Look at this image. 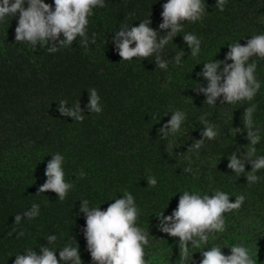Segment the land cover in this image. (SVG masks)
Wrapping results in <instances>:
<instances>
[{"label": "trees", "instance_id": "obj_1", "mask_svg": "<svg viewBox=\"0 0 264 264\" xmlns=\"http://www.w3.org/2000/svg\"><path fill=\"white\" fill-rule=\"evenodd\" d=\"M44 2L54 10V0ZM166 2L105 0L106 6L95 8L89 17L88 45L77 37L54 53L48 45L16 43L19 13L0 22V264H14L15 256L27 249L39 255L41 246L59 250L76 242L82 264H93L80 201L106 210L125 191L134 196L140 213L136 226L148 233L147 264H200L201 251L219 245L227 256L237 244L251 250L256 264H264V169L256 173L259 182L249 185L250 163L240 176L227 166L233 152L243 155L248 150L242 116L251 104L256 105L253 120L261 136L256 156H264V59L249 61L257 63L255 75L261 83L251 102L221 105V97L213 107L194 90L207 85L197 75L204 63L224 61L228 45L239 41L244 46L253 35L264 34V0H227L223 11L216 7L217 0H203L207 11L202 20L182 22V30L158 53L169 61L166 69L155 64L157 54L121 61L115 33L150 19L149 26L166 35L169 30L159 29ZM186 33L201 40L196 57L183 40ZM59 39H64L62 34ZM181 51L184 56L177 65L173 58ZM91 88L100 96V114L87 109ZM61 101H67V107L80 102L83 121L62 116ZM176 110L186 113L180 131L161 136L159 129ZM201 117L215 125L219 135L205 139L199 150H189L202 139ZM57 152L65 157V181L74 184L64 201L51 191L37 194L47 179V163ZM189 167L192 171L185 172ZM150 176L157 180L155 186L148 185ZM217 190L228 193L230 202L244 195L245 203L224 214L223 233L210 234L207 244L190 250L192 260L181 261L178 238L159 231L158 217L162 212L170 216L184 191L212 195ZM33 203L40 206L39 215L16 224L15 215ZM20 232L24 235L18 238ZM48 235L57 240L48 244ZM56 255L59 259V251Z\"/></svg>", "mask_w": 264, "mask_h": 264}, {"label": "clouds", "instance_id": "obj_2", "mask_svg": "<svg viewBox=\"0 0 264 264\" xmlns=\"http://www.w3.org/2000/svg\"><path fill=\"white\" fill-rule=\"evenodd\" d=\"M226 3L227 0H217L216 7L223 11ZM105 6V0H54L53 10L44 0H0V22L19 13L18 26L15 29L16 43L31 44L33 47L48 45V51L54 53L61 46H71L77 37L80 38L79 43L86 47L89 43L87 36L89 17L94 14L95 8ZM162 8L163 23L159 25V29L169 30L166 35L160 36L158 31L153 30L149 26L152 22L150 19L141 21L135 27H121L115 33L113 43L122 58L121 61L131 62L134 57L147 59L157 54L155 64L160 69H166L169 61L162 59L158 53L182 30V22L195 23L202 20L207 11L203 0H167ZM61 34L64 37L62 40L59 39ZM183 40L190 49L191 56H198L201 51V40L197 35L186 33ZM91 43H95V33ZM228 48L224 61L213 60L204 63L202 71L197 74L207 81V85L206 87L198 85L194 90L206 97L205 102L209 106H216L218 98L221 97L223 98L220 100L221 105L245 100L251 102L261 88V83L255 75L257 63L255 60L249 61L253 57L264 59V34L253 35L244 46L236 41L228 45ZM183 56V51L174 56L177 65ZM88 93V111L100 114L102 105L97 90L91 88ZM58 110L62 116L71 117L75 121L82 122L84 119L80 102L67 107V101H61ZM255 111L256 105L251 104L245 108L242 116L243 127L247 132L246 139L250 141L248 150L243 155L237 151L233 152L228 158L227 165L240 176L245 173V164L250 163L252 170L246 175L249 185L259 182L261 178L256 173L264 169V156H256L255 146L261 141V136L253 120ZM200 119L205 124L201 132L202 139L194 141L189 150H199L205 139L214 140L219 135L215 125L204 117ZM185 120L186 113L176 110L171 114V119L159 129V134L167 136L179 132ZM235 131L239 133L241 129L235 128ZM169 147L172 145L169 144ZM64 160L65 157L59 152L52 155L46 166V182L38 189L37 194L51 191L57 194L60 201L67 198L74 184L65 181L62 167ZM184 171L191 172L192 169L189 167ZM83 176L84 173H81L80 178ZM147 183L155 186L157 180L150 176ZM245 199L244 195H239L235 202H230L229 194L219 190L212 195L184 191L179 197L177 208L170 216L165 217L164 212L160 214L158 229L170 237L178 238L181 261L189 258L192 260L193 254L190 255V250L207 244L210 234L223 233L224 214L239 210ZM39 211L40 206L33 203L30 210L15 215V223L19 224L25 217L34 219L39 215ZM80 212L85 216L86 227L83 233L93 264H147L145 246L149 243L148 233L136 226L140 213L130 192L125 191L122 198L115 199L106 210H101L100 206L90 207L89 201L84 199L80 201ZM23 235L24 233L20 232L18 238ZM46 239L48 244H52L57 237L48 235ZM230 251L231 254L226 256L222 253L221 246L213 245L200 252L202 255L200 264H256L251 250L243 244L233 245ZM14 264H82V260L76 242L75 246L67 243L59 250L41 246L39 255L36 251L27 249L23 255L15 256Z\"/></svg>", "mask_w": 264, "mask_h": 264}]
</instances>
